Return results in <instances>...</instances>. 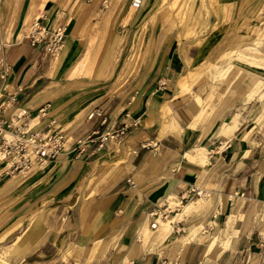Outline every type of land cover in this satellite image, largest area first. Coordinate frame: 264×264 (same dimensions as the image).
Instances as JSON below:
<instances>
[{
	"label": "rangeland",
	"instance_id": "obj_1",
	"mask_svg": "<svg viewBox=\"0 0 264 264\" xmlns=\"http://www.w3.org/2000/svg\"><path fill=\"white\" fill-rule=\"evenodd\" d=\"M261 1V4L256 2L242 16L246 24L251 25L253 22V26H244L242 35L236 40L229 41L224 38L223 43H228L224 46L222 55L211 64L209 61L195 62L194 58L197 56V49L206 40L210 28L218 27L215 22H210L211 25L205 24L208 12L217 14L216 25H227L222 23L225 18L218 22L217 0H162L145 15H139L140 18L135 12L127 22L124 19L128 11L122 12L119 6L113 4V0H0V74L4 70L7 72L6 80L3 82L0 79V87L4 85L0 92L16 93L18 98L19 91L27 87L25 97L29 98L46 87L61 86L63 94L57 103L52 102L51 95L48 97L51 107L44 123L54 120L56 128L72 138L85 135V125L93 122L87 119V113L95 107L108 111L106 115H112L116 110L120 116L118 121L128 125L127 135L119 142H125L130 133L139 129L142 136L140 147L143 149L157 148L156 150L160 151L165 148L173 151L169 171L162 173L158 181H174V175L178 174L183 164L181 159L186 163L196 164L189 159L195 153L188 150L201 142L209 153V163L205 167L199 165L202 171L199 177H196L194 185L203 191L201 197L205 198L207 194L218 189L214 174H206L215 158L222 160L228 158L231 153L237 154L242 156V167L264 161V107L261 106L264 104V65H256L264 62V52L257 51L264 47V0ZM49 5L62 13L61 19L67 21L65 33L71 31L79 39L76 52L81 59L74 75L65 76L67 62L64 64L65 68L52 72L49 70V63L54 57L30 47L31 58L19 76L12 78L11 53L20 45L29 46L28 34L36 19V12L33 10L38 11ZM171 55L177 56L176 62L169 61ZM182 57L195 62L190 72L192 78L189 84H192L188 91L172 98V80L181 69L179 61ZM161 58L163 59L159 68L151 66L153 60ZM169 66L176 68L175 73L168 74ZM250 75L258 80L254 91L237 92L236 83ZM154 92L159 93L160 97ZM227 98L231 102L226 106L224 101ZM46 103L40 104L42 106ZM236 110H253L255 116L240 124L238 136L231 138L225 146L227 150L222 152L219 142L213 141V136L204 130L212 117L226 119ZM245 132H248L251 144L241 141ZM126 142L129 146L124 150L128 151L126 157H129L133 150H137L128 140ZM106 148L107 146L100 151H110ZM245 150H248V153L243 155ZM95 168L96 165L90 168L92 172H88L82 186L78 187L74 194L76 201L81 195H94ZM13 173L19 171L8 168L2 175L6 174V177L10 178ZM183 183H178L177 191H187L194 186L190 183H184L185 186H182ZM41 184L37 183L30 188L19 184L0 193L2 248L13 242L14 235L22 233L30 217L36 215L41 207L48 205L47 201L35 203L38 199L34 197V190ZM43 193L37 197L42 198ZM173 193V200L165 201L170 193L158 199L156 203L158 208H167V216L179 212L183 214L180 198L177 192ZM192 198L196 196L181 204ZM242 198V208L245 205L256 207L254 202L244 200L246 195ZM243 220L240 213L237 214L229 220L227 229L234 231L238 221L237 224L240 223L244 231L248 230V236L256 232L264 238V218L255 213H248ZM171 234H174L173 228ZM54 248L55 250H51L46 256H33L25 262L80 263L78 258H73L71 251L62 252L58 247ZM104 260L106 254H102L98 261L92 258L90 264H99Z\"/></svg>",
	"mask_w": 264,
	"mask_h": 264
},
{
	"label": "crops",
	"instance_id": "obj_2",
	"mask_svg": "<svg viewBox=\"0 0 264 264\" xmlns=\"http://www.w3.org/2000/svg\"><path fill=\"white\" fill-rule=\"evenodd\" d=\"M217 1L220 6L229 7L228 14L223 17L225 21L222 22L227 25L221 23L216 25L217 16L215 13L208 12L209 16L208 19L205 17V24L211 25L210 22H215V26L218 27L210 28L206 40L197 49L195 62L209 61L212 64L222 55V50L228 43H223L224 38L229 41L236 40L242 35L244 26L247 28L253 26V22L251 25L246 24L242 16L256 4V0ZM33 12H36V18H40L41 24L46 27L58 25L67 27V21L61 19L62 13L52 5L38 11L35 9ZM78 46L77 36L71 31L66 32L64 50L58 53L57 57L53 56L49 63V70L55 72L63 68L67 62L66 69L68 65L72 67L70 72L65 73L67 70L64 69V74L66 77H72L81 59L76 52ZM30 49L28 45H20L11 53L10 62H13L10 67V76L12 78L19 76L28 63L31 58ZM36 51L41 50L36 49ZM162 59L153 60L151 66L159 68ZM169 61L176 62L177 56L171 55ZM195 62L186 57H182L179 61L181 69L173 76L172 98H177L189 90L190 86L188 90L181 91L177 87V80L191 72ZM174 69L176 68L169 66L168 74L173 73ZM257 81L252 75L243 77L236 83L235 89L239 93L252 92L256 88ZM25 90L27 87L19 91L18 102L32 115H35L36 110L41 106L40 103L50 101L48 97L51 93L60 94L59 99L63 94L62 87L58 85L46 87L29 98L25 97ZM154 94L160 97L159 93L154 92ZM230 102L231 100L227 98L224 105L227 106ZM261 106L264 107V104ZM235 116L238 127L236 126L237 128L229 133L223 132L222 125ZM254 116L253 110L245 112L236 110L226 119L214 116L204 131L212 135L211 139L218 141L219 149L225 152L228 141L238 136L240 124ZM107 118L108 123L103 127H99L94 121L85 125L87 129L85 134L95 128L109 130L121 124L116 110L112 112V115L108 114ZM141 138L139 129L130 133L127 140L137 151L133 150L135 153L129 157H126L128 151L124 150L129 146L127 140L123 143L113 140L106 145L110 151H87L75 157L66 150L52 162L47 171L37 172L26 180L13 179L15 173L10 178L6 177L7 173L2 175L9 166L6 170H1L0 193L13 189L19 184L30 188L37 183H42L34 190L36 194L34 197L38 199L35 203L47 201L48 205L41 207L36 215L29 218L25 229L17 236L14 235L13 242L9 246L2 248L0 245V263L31 264L25 261L37 255L46 256L48 252L55 250L54 247H58L62 252L71 251L73 258H78L79 264H90L92 258L98 261L102 254H106V260L99 264H264V238L260 234L254 232L248 236V230L244 231L240 223L237 224L238 221L234 231L227 229L229 220L239 213L244 220L248 213H255L260 218H264V161L242 167L240 162L242 156L237 154L231 153L228 158H222V160L215 158L206 170V174H214L218 189L207 194L203 198L204 201L196 202L194 198L184 204L179 202L183 214L179 212L166 216L164 219H158V226L156 230H153L150 227L151 217L148 213L156 208L157 200L170 193L171 196H167L165 201L172 199L175 197L174 191L177 192L178 197L185 194L186 190H176L178 183L182 181L194 185L196 177L201 174V167L209 163L207 156L209 153L200 142L192 148L193 150H188L195 153L189 159L196 164L186 163L181 159L180 162L183 164L178 174L174 175V181L170 179L158 181L162 173L169 171L173 151L165 148L160 151H157V148L143 149L140 147ZM249 139L248 132H245L241 141L251 144ZM197 148L205 150L203 152L206 156ZM247 153L248 150H245L243 155ZM197 154H200L199 157ZM95 165L94 195H81L76 201L74 194ZM129 181H132L134 185L138 184L132 187ZM184 183L182 186H185ZM42 193V198L37 197ZM243 195L247 197L244 200L254 202L256 207L245 205L242 208ZM32 199H34L33 196ZM178 215L181 217H177ZM176 217L177 219L174 220ZM168 219H170V231L163 233L158 229L159 225ZM41 264L56 263L49 261ZM70 264H74V261H70Z\"/></svg>",
	"mask_w": 264,
	"mask_h": 264
},
{
	"label": "built area",
	"instance_id": "obj_3",
	"mask_svg": "<svg viewBox=\"0 0 264 264\" xmlns=\"http://www.w3.org/2000/svg\"><path fill=\"white\" fill-rule=\"evenodd\" d=\"M143 1L128 0V7L138 10ZM65 37L64 26L58 25L49 28L41 24L40 18H36L27 39L30 47L40 49L49 56H54L62 51ZM6 76L7 72L4 70L0 74V79L4 82ZM3 89L4 85L0 87V91ZM49 109L50 104L46 103L38 107L35 115H32L19 105L16 93L0 92V150L4 155L12 158L9 168H12L13 171H27L36 165L54 161L65 150L75 157H79L87 151L98 152L106 147L111 140H122L128 132V125L121 123L109 130L95 128L84 136L72 138L59 131L54 120L44 123ZM87 119L94 121L99 127L108 123L106 112L100 107L92 109ZM202 195L203 191L192 186L179 198L182 203L190 197H201ZM166 210L167 208L156 207L148 213L153 228L158 224V219H164L167 216Z\"/></svg>",
	"mask_w": 264,
	"mask_h": 264
},
{
	"label": "bare ground",
	"instance_id": "obj_4",
	"mask_svg": "<svg viewBox=\"0 0 264 264\" xmlns=\"http://www.w3.org/2000/svg\"><path fill=\"white\" fill-rule=\"evenodd\" d=\"M114 1V5L116 6V7H120L121 8V11L123 12V11H128V14H127V17L124 19L125 20V22H127L129 19H131V17L133 16V14H135V12L136 13H138V15H141V16H143V15H145L148 11H150L152 8H154L155 6H158L161 2H162V0H144L143 1V3H142V5H141V7L138 9V10H133V9H131V8H129L128 7V0H113ZM254 1V0H253ZM256 2H257V4H261V0H256ZM201 3V2H200ZM218 3V2H217ZM238 4V3H237ZM216 6V5H215ZM233 7V6H232ZM216 12L218 13V18H219V21L218 22H221L222 20H223V17H224V15L225 14H228V12H229V7H227V6H220V5H218V8L216 9ZM217 15V14H216ZM257 51H261V52H264V47H260L259 49H257ZM58 56V54H56V55H54V57H57ZM183 62V61H182ZM185 62V61H184ZM252 64V63H251ZM256 65L258 66V65H264V62H259V63H256ZM71 67H72V65H68V67H67V71H65V73L66 72H70V70H71ZM207 68V67H206ZM203 69V68H202ZM191 73L190 72H188L186 75H184V76H182V77H180L178 80H177V87H179L180 88V90L181 91H186V90H188V88H189V86H190V84H192V83H190L189 84V81L191 80ZM165 83V82H164ZM244 86V85H243ZM247 89V88H246ZM178 93H179V91H178ZM188 94V93H187ZM59 97H60V94L58 95V94H54V93H52L51 94V100H52V102L55 104V103H57L58 102V100H59ZM258 99V98H257ZM166 114V113H165ZM88 117V116H87ZM242 121V120H241ZM222 125V124H221ZM223 126V132L224 131H226V132H228L229 133V131H232V130H234L235 128H237L238 126H237V118H236V116L235 117H232V118H230L229 120H227L226 121V124H224V125H222ZM237 126V127H236ZM237 130V129H236ZM217 131V130H216ZM8 134V133H7ZM136 134V133H135ZM222 134V133H221ZM68 136V135H67ZM217 136V135H216ZM230 138V137H229ZM227 139V138H226ZM111 141H113V140H111ZM110 141V142H111ZM109 142V143H110ZM249 144V143H248ZM201 149H202V147H200ZM200 149V150H201ZM193 150V149H192ZM197 150H199L198 148H197ZM199 150V151H200ZM202 151V150H201ZM204 152H205V150H203ZM202 151V152H203ZM204 152L202 153L203 155H204ZM133 153H135L134 151H133ZM198 155V157H199V155L200 154H197ZM204 156H206V155H204ZM190 159H191V157H190ZM199 159V158H198ZM207 159V158H206ZM12 161V158L11 157H8V156H6V155H4L3 154V152H0V171L1 170H6L7 168H8V163H10V165H11V162ZM55 161V160H54ZM205 161H207V160H205ZM53 161H50V162H46V163H44V164H42V165H36V166H34V167H32L30 170H27V171H20L19 173H16V174H14L13 175V179H15V180H26V179H29L30 177H32L35 173H37V172H40V171H43V170H46V169H48L53 163H52ZM200 163V162H199ZM9 165V166H10ZM53 168H54V166H53ZM47 171V170H46ZM51 174V173H50ZM49 174V175H50ZM61 174V173H60ZM57 175V174H56ZM1 176V175H0ZM53 177V176H52ZM40 178V177H39ZM36 180V179H35ZM130 183H131V185L133 184L134 185V183H132V181H130ZM31 186V185H30ZM134 187V186H133ZM171 196V195H170ZM169 196V197H170ZM203 198H204V196L203 197H196L195 199V201L196 202H199V201H201V200H203ZM237 198V197H236ZM192 199H194V198H192ZM240 199V198H239ZM204 201V200H203ZM202 201V202H203ZM239 201V200H238ZM202 202H200V203H202ZM178 206V205H177ZM181 207V206H180ZM187 207V206H186ZM185 207V208H186ZM191 207V206H190ZM193 207H195V206H193ZM258 207V206H257ZM189 208V207H188ZM184 210V209H183ZM192 210V209H191ZM184 211H186V210H184ZM187 213V212H186ZM170 219H168V220H164L163 222H161L160 223V225H159V228L158 229H160V231L161 232H163V233H168L169 231H170ZM201 225V224H200ZM157 226H158V224L155 226V228H153L152 226H150L151 227V229H153V230H156V228H157ZM148 230V229H147ZM150 230V229H149ZM205 232H206V230H205ZM207 234V233H206ZM194 235V234H193ZM205 235V234H204ZM146 236V235H145ZM229 237V236H228ZM193 238V237H192ZM230 238V237H229ZM200 243V242H199Z\"/></svg>",
	"mask_w": 264,
	"mask_h": 264
}]
</instances>
